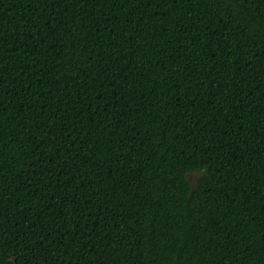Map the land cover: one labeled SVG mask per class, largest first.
Here are the masks:
<instances>
[{
  "label": "trees",
  "instance_id": "1",
  "mask_svg": "<svg viewBox=\"0 0 264 264\" xmlns=\"http://www.w3.org/2000/svg\"><path fill=\"white\" fill-rule=\"evenodd\" d=\"M0 264H264V0H0Z\"/></svg>",
  "mask_w": 264,
  "mask_h": 264
},
{
  "label": "rangeland",
  "instance_id": "2",
  "mask_svg": "<svg viewBox=\"0 0 264 264\" xmlns=\"http://www.w3.org/2000/svg\"><path fill=\"white\" fill-rule=\"evenodd\" d=\"M189 178H190L191 182H192L193 184H195L196 174H195V173H190V174H189Z\"/></svg>",
  "mask_w": 264,
  "mask_h": 264
}]
</instances>
